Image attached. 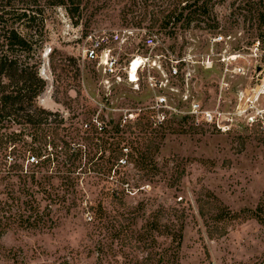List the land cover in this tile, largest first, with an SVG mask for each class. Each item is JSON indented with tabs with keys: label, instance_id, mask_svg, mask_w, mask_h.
<instances>
[{
	"label": "rangeland",
	"instance_id": "rangeland-1",
	"mask_svg": "<svg viewBox=\"0 0 264 264\" xmlns=\"http://www.w3.org/2000/svg\"><path fill=\"white\" fill-rule=\"evenodd\" d=\"M86 1L76 24L42 0L47 87L38 103L64 124L57 146L46 145L53 161L32 174L9 168L7 156L17 145L21 157L33 128L0 145V264H264V130L198 126L186 114L194 100L235 109L250 78L225 74L219 58L264 37V21L232 15L241 0H226L218 29L176 34L126 20L121 0L99 9ZM217 34L224 40L213 44ZM105 51L117 60L112 72ZM158 104L170 114L163 122ZM116 148L128 163L110 174Z\"/></svg>",
	"mask_w": 264,
	"mask_h": 264
},
{
	"label": "trees",
	"instance_id": "trees-1",
	"mask_svg": "<svg viewBox=\"0 0 264 264\" xmlns=\"http://www.w3.org/2000/svg\"><path fill=\"white\" fill-rule=\"evenodd\" d=\"M121 1L126 20L130 16L131 21L136 24L149 21L153 28H170L171 33L177 34L179 31L194 28L218 29L220 19L215 9L226 0ZM98 2L104 3L105 0H93L92 4L97 6ZM47 3L64 8L76 24L83 19L87 8L86 0H45V4ZM100 7L97 6L96 9ZM236 9L232 15L240 14L245 19H252L256 14L258 19L264 21V0H241ZM231 23L237 24V20L234 19ZM45 39L46 10L42 0H0V145L9 148L12 144L24 141V135H27L25 131L34 129L31 132L32 141L26 144L29 148L22 149L21 157L17 145L10 149V154L15 156V162L8 167L20 169L26 175L53 161L55 154L48 147L57 146L54 138L58 136L61 124H64L61 114L38 103L47 87V81L40 72ZM4 123L15 124L21 128L4 132L3 128L9 127ZM121 124L122 122L114 124L110 129L114 133L124 132L123 126L126 123L123 126ZM107 126L102 125L100 131L109 132ZM95 129L98 130L97 127ZM35 143L39 144L34 146ZM16 153L24 159L32 154L37 162L24 171L20 159H16ZM125 154L124 148L114 150L109 166L105 167L108 173L117 172L115 167L123 166L120 159L126 157Z\"/></svg>",
	"mask_w": 264,
	"mask_h": 264
},
{
	"label": "built area",
	"instance_id": "built-area-1",
	"mask_svg": "<svg viewBox=\"0 0 264 264\" xmlns=\"http://www.w3.org/2000/svg\"><path fill=\"white\" fill-rule=\"evenodd\" d=\"M224 40L222 34H217L213 37L212 43L220 42ZM99 45L93 48H87L86 56L88 58H97V48ZM105 58V64L112 66L109 70L112 72L113 65L117 63V60L110 58V54L105 51L103 52ZM219 60L225 65L226 72H231L236 75L248 76L250 78V85L245 89L239 91L235 109L233 111H223L220 105L215 108H206L199 101H192L188 114L196 125H214L224 129L231 128L236 121L237 123H243L249 127H260L264 130V37H257L252 42L236 52L233 53H222ZM231 65V66H230ZM174 72L177 73V68H174ZM137 81V79L135 80ZM153 110L157 111L156 119L158 122H163L170 117L167 109L162 105L154 106ZM227 115V116H226ZM131 116L126 114L123 126L128 117ZM96 125L100 124L98 117L93 119ZM98 128H102V125ZM8 163L15 162V156H11L9 153L7 156ZM26 164L21 163L24 167V171H27L29 167L36 163V157L30 155L26 159ZM122 165L128 163L126 157L120 159ZM30 164V165H29ZM29 165V166H28Z\"/></svg>",
	"mask_w": 264,
	"mask_h": 264
}]
</instances>
